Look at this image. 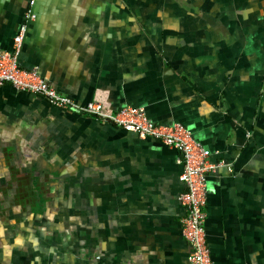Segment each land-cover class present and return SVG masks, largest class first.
<instances>
[{
  "label": "crops",
  "instance_id": "1",
  "mask_svg": "<svg viewBox=\"0 0 264 264\" xmlns=\"http://www.w3.org/2000/svg\"><path fill=\"white\" fill-rule=\"evenodd\" d=\"M31 1L0 0V48L26 22L19 62L60 93L191 130L222 163L207 176L212 260L264 264V0ZM182 171L158 138L0 86V182L28 183L44 219L50 193L75 199L73 220L1 232L0 264H190Z\"/></svg>",
  "mask_w": 264,
  "mask_h": 264
},
{
  "label": "built area",
  "instance_id": "2",
  "mask_svg": "<svg viewBox=\"0 0 264 264\" xmlns=\"http://www.w3.org/2000/svg\"><path fill=\"white\" fill-rule=\"evenodd\" d=\"M33 3L34 0L31 1V4ZM33 18L31 12L27 13L26 19ZM26 30L27 23L24 22L14 37L12 50L0 48V86L10 84L18 90L43 96L57 107L113 122L117 126L136 132L142 138H158L177 149L183 166L181 179L186 184L180 201L185 208L182 232L192 247L188 259L190 264H215L211 258L205 230L207 176L222 163L211 161V150L195 140L192 131L181 123L156 124L149 119L143 107L125 106L116 110L109 103L98 99L83 105L60 93L36 68L27 69L21 66L19 56Z\"/></svg>",
  "mask_w": 264,
  "mask_h": 264
},
{
  "label": "rangeland",
  "instance_id": "3",
  "mask_svg": "<svg viewBox=\"0 0 264 264\" xmlns=\"http://www.w3.org/2000/svg\"><path fill=\"white\" fill-rule=\"evenodd\" d=\"M34 181L36 180V177H32ZM28 183L21 182L18 185V190L20 192L19 196L18 194H15L14 192L10 191L11 188V181L5 183L0 182V224H4L5 226H0V233L3 232L5 237H9L11 239H18V237L21 236H27L29 234L27 223L35 222L37 223L39 217H42V221H49V220H59L61 216L63 215V218L60 219V221H70L73 220L74 215L67 210L72 207L74 209V203L75 199L72 197H60L56 196L54 192L51 193L50 196H48V201L51 203V213L53 218H45V214L41 213L40 215H37L38 208L36 204H38V199L41 202L43 200V197L41 194L38 193V199L36 196V192H29L30 194L27 195L26 189H27ZM9 190V191H6ZM4 191V192H3ZM49 191L47 192V194ZM14 194V195H13ZM54 194V195H53ZM57 194H59L57 192ZM42 204V203H40ZM67 211L69 213H67ZM73 215V216H72ZM41 223V222H39ZM27 228V230H24ZM68 229V228H63ZM24 230V231H23ZM40 233H43L42 230L39 231ZM55 234L62 232L61 229H56L54 231ZM30 235V234H29ZM28 237V236H27ZM16 241V240H15Z\"/></svg>",
  "mask_w": 264,
  "mask_h": 264
}]
</instances>
